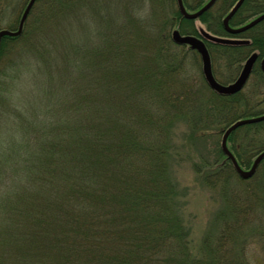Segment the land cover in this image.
<instances>
[{
	"label": "trees",
	"instance_id": "1",
	"mask_svg": "<svg viewBox=\"0 0 264 264\" xmlns=\"http://www.w3.org/2000/svg\"><path fill=\"white\" fill-rule=\"evenodd\" d=\"M206 1L182 0L190 11ZM235 2L216 0L198 20L215 35L249 40H205L212 72L224 83L257 52L248 93L217 94L190 73L185 54L192 50L181 51L170 33L198 36L200 25L181 15L176 0H36L21 35L1 38L0 62L10 49L27 52L30 29L40 38L33 20L41 22L43 12L58 27V50L44 46L35 57L45 78H58V91L50 90L51 106L26 121L2 161L10 171L2 177L0 227L9 244L0 242V264H218L207 254L217 253L219 242L191 243L173 166L187 143L200 147L212 131L264 112V20L228 34L222 20ZM262 12L264 0H243L228 24ZM262 128L264 121L246 124L227 137L240 166L264 148ZM211 157L193 162V170L198 181L219 186L222 173L234 169L220 145ZM261 165L264 176V159ZM226 232L218 234L227 245L219 264H247L238 242L224 241Z\"/></svg>",
	"mask_w": 264,
	"mask_h": 264
},
{
	"label": "rangeland",
	"instance_id": "2",
	"mask_svg": "<svg viewBox=\"0 0 264 264\" xmlns=\"http://www.w3.org/2000/svg\"><path fill=\"white\" fill-rule=\"evenodd\" d=\"M13 1L14 6L21 2V0ZM11 8L12 6L5 8L0 4V28H8L16 24L18 8H14V15L9 14ZM186 11L190 12L187 9ZM30 17L29 20H31ZM33 17L36 18V15ZM198 17L193 20L204 27ZM40 20L41 22L33 20L36 30L40 28V31H37L40 38L36 40L31 37L35 30H29L28 38L25 40L28 43L27 52L19 56L18 52L15 53L10 49L5 52L0 62V191L4 189L2 177L10 171L8 163L3 164L2 161L4 158L11 157L7 156L12 148V138H20L26 121H34L44 115L46 107L51 106L49 103L50 90L54 94L58 91V78L50 82L48 78H45L47 72L35 64L36 52L41 51L44 46L51 53L58 50V27L55 26L56 30H54L52 26L55 23L48 25L44 12ZM173 43L176 46H182ZM184 49L187 47L180 48L181 51ZM194 51L186 53L185 58L190 59V73L202 78L201 61L199 55L194 54L197 52ZM51 72L55 74V69ZM249 88L250 83L248 82L243 89L248 93ZM177 130H183V127ZM222 135V132L212 131L208 137L200 141L203 143L200 147L198 144L194 146V144L187 143L186 146H188L185 151L183 150L180 164L178 161V164L173 166L174 180L178 183L181 194H185L183 214L192 226L191 243L207 246L209 243L214 245V242H219L216 248L217 253L210 254L211 251H209L207 254V259L208 256L210 259L216 257L219 264L220 247L222 246L223 250L225 249L223 245H227L221 244L220 246L222 240L218 241V234L225 229L227 232L224 241L238 242L240 257L247 264H264V176L261 174L263 166H260L261 169L257 168V171L245 180L241 179L236 171L233 172L227 168L228 173L223 172L220 176L219 186H208L201 180L198 181L197 174L193 170V162H197L199 158L202 159V156L205 155L207 158L210 156V159L213 158L212 155L216 157L217 146L220 145ZM258 136L264 138V128L259 131ZM6 183L11 184V182ZM1 213L2 209L0 216ZM5 228L0 227V242L9 244L5 238ZM3 249L4 247L0 245V251Z\"/></svg>",
	"mask_w": 264,
	"mask_h": 264
},
{
	"label": "water",
	"instance_id": "3",
	"mask_svg": "<svg viewBox=\"0 0 264 264\" xmlns=\"http://www.w3.org/2000/svg\"><path fill=\"white\" fill-rule=\"evenodd\" d=\"M176 1H177L179 11L185 18L195 19L199 15H201L205 10H207L213 4L215 0H209L201 8H199L198 10L194 12L186 11L185 7L183 6L182 0H176ZM242 1L243 0H237L236 3L233 5V7L228 12V14L223 19L224 28L228 33H238V32L244 31L264 19V12H263L262 14L256 16L255 18H253L251 21H249L245 25H242L236 28L231 27L228 24V19L238 9ZM33 2L34 0H29L28 3L26 4L22 12V15L20 17L19 26L16 30L12 31L8 29H0V39L2 36H15L20 33L23 21L25 20ZM199 31H200L201 37L189 35V34L182 35L178 32L177 29H174L171 32V38L175 43L188 45L189 48L194 49L198 52V54L200 55V59H201L202 74L204 76L206 83L212 90H214L215 92L219 94H224V95H230V94H234L240 91L242 87L244 86L250 74L251 68L258 54L256 52H253L252 54L249 55V57L243 63L239 74L232 82L227 83V84L220 83L213 77V74L211 71L210 57H209L207 48L204 44L203 38L208 39L210 41L217 42V43H237V44L247 43L248 40L247 39H233L229 37H220V36L212 35L202 28H200ZM260 67H261V70L264 72V56L260 60ZM263 120H264V113L256 115V116H252V117L239 118L235 120L234 122H232L229 126H227L225 131L223 132L222 139H221V148L224 154L231 160L236 172L241 178H244V179L249 178L254 173L257 165L259 164L261 159L264 157V149L257 154V156L254 158L251 166L248 169H243L238 165L233 154L227 148L226 138L232 130L236 129L237 127L241 125L260 122Z\"/></svg>",
	"mask_w": 264,
	"mask_h": 264
},
{
	"label": "flooded vegetation",
	"instance_id": "4",
	"mask_svg": "<svg viewBox=\"0 0 264 264\" xmlns=\"http://www.w3.org/2000/svg\"><path fill=\"white\" fill-rule=\"evenodd\" d=\"M4 2H5V3H4ZM27 2H28V0H21L20 4L17 3V5L14 6V1H13V0H9V1H8V0H0V4H2V7L8 8V6H9V7L12 6L11 10L9 11V14L14 15V8H15V7L18 8V17H17V19H16V21H15V22H17V23H18V21H19V18H20V16H21L22 11H23L24 7L26 6ZM7 3H9V4H7ZM17 25H18V24H17ZM17 25H12V26H11V29H12V30L15 29V28L17 27ZM8 28H9V27H8Z\"/></svg>",
	"mask_w": 264,
	"mask_h": 264
}]
</instances>
